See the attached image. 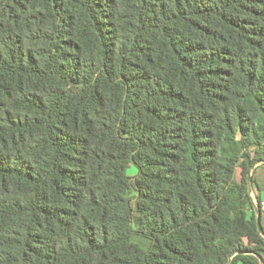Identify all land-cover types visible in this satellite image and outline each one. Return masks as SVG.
I'll use <instances>...</instances> for the list:
<instances>
[{
	"label": "trees",
	"instance_id": "1",
	"mask_svg": "<svg viewBox=\"0 0 264 264\" xmlns=\"http://www.w3.org/2000/svg\"><path fill=\"white\" fill-rule=\"evenodd\" d=\"M259 162L264 0H0V264H264Z\"/></svg>",
	"mask_w": 264,
	"mask_h": 264
},
{
	"label": "rangeland",
	"instance_id": "2",
	"mask_svg": "<svg viewBox=\"0 0 264 264\" xmlns=\"http://www.w3.org/2000/svg\"><path fill=\"white\" fill-rule=\"evenodd\" d=\"M261 164H264V163H261ZM261 164H257L256 167H255V169H254V170H256V172H255L256 181H258V183H260V184H262V181H264V165H261ZM254 170H253V172H254ZM137 172H138L137 167L134 166V165H132L130 167V169H129V175L132 176V177H134L137 174ZM240 173L241 172H240V169H239L238 172H237V179L238 180L241 179V174ZM252 176H253V173H252ZM252 186H253V183H252ZM252 194H253L254 200L256 201V193H255L254 190H253V193ZM262 200H264V196H263V199Z\"/></svg>",
	"mask_w": 264,
	"mask_h": 264
},
{
	"label": "water",
	"instance_id": "3",
	"mask_svg": "<svg viewBox=\"0 0 264 264\" xmlns=\"http://www.w3.org/2000/svg\"><path fill=\"white\" fill-rule=\"evenodd\" d=\"M261 163H264V162H259L258 164H261ZM256 166H254L252 168V171L249 173L248 175V188H249V192L253 198V186H252V172L253 170L255 169ZM254 200V198H253ZM254 205H255V209H256V212H257V226H258V231H259V234L264 237V234H263V227H262V224H261V212L259 210V206H258V202L257 200L255 201L254 200ZM245 254H252V252H245ZM261 263H262V259L259 258Z\"/></svg>",
	"mask_w": 264,
	"mask_h": 264
},
{
	"label": "crops",
	"instance_id": "4",
	"mask_svg": "<svg viewBox=\"0 0 264 264\" xmlns=\"http://www.w3.org/2000/svg\"><path fill=\"white\" fill-rule=\"evenodd\" d=\"M260 186H261V189H262L261 192H260V197H261V199H263V196H264V181H262V184H260ZM262 203H264V200H262ZM261 224L264 227V213L261 214ZM239 264H243V263H239Z\"/></svg>",
	"mask_w": 264,
	"mask_h": 264
},
{
	"label": "built area",
	"instance_id": "5",
	"mask_svg": "<svg viewBox=\"0 0 264 264\" xmlns=\"http://www.w3.org/2000/svg\"><path fill=\"white\" fill-rule=\"evenodd\" d=\"M262 206L264 207V203H262Z\"/></svg>",
	"mask_w": 264,
	"mask_h": 264
}]
</instances>
